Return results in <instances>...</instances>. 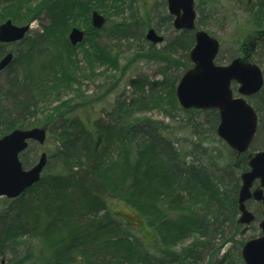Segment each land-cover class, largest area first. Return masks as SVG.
<instances>
[{
	"label": "trees",
	"instance_id": "16d2710c",
	"mask_svg": "<svg viewBox=\"0 0 264 264\" xmlns=\"http://www.w3.org/2000/svg\"><path fill=\"white\" fill-rule=\"evenodd\" d=\"M218 1L199 0L197 8L205 7L214 17L216 11L207 4ZM127 4L128 0H0V22L10 18L29 23L42 15L48 22L41 33L19 42L24 47L0 71L5 74L0 84V137L16 128L38 126L46 128V140L53 137L56 142L53 152L45 149L48 161L40 181L16 198L0 199V255L8 253L7 264H244L243 240L219 252L242 229L237 194L248 155L264 150V85L247 98L258 115L257 131L249 150L237 154L215 134L216 109H183L178 104L175 86L191 66L194 43L193 32L181 30L162 49L149 43L135 52L138 58L155 57L164 63L160 79L129 78L137 97L128 102L119 97L105 116H94V103L118 85L125 68L110 44L97 39L105 34L113 40L145 41L153 24L148 7L144 14L137 6L131 8L129 21L107 25L106 17L101 29L92 27L90 13L124 10ZM241 9L247 20L239 30L248 39L264 29V0H246ZM162 19L172 25L168 13ZM196 22L205 26L200 16ZM79 24L85 27L79 44L82 59L67 37ZM262 52L264 44L253 51L257 64ZM98 66L102 69L96 74L106 87L96 97L88 96L82 80H92ZM64 92L71 95L62 99ZM152 109L173 121L180 117L188 140L180 139L173 123L136 116ZM31 144L20 155L24 168L38 157L24 159ZM54 157L61 173L47 175ZM118 201L132 207L150 228L149 238L117 212ZM246 204L257 206L253 226L263 216L262 205L252 199ZM194 234L196 240L188 248L175 249Z\"/></svg>",
	"mask_w": 264,
	"mask_h": 264
},
{
	"label": "water",
	"instance_id": "95a60500",
	"mask_svg": "<svg viewBox=\"0 0 264 264\" xmlns=\"http://www.w3.org/2000/svg\"><path fill=\"white\" fill-rule=\"evenodd\" d=\"M167 11L173 16L175 30H193L194 44L189 51L191 66L181 75L176 86L175 96L183 109H216L219 121L216 134L237 154L245 153L255 137L258 115L247 97L257 94L263 87L264 78L259 65L253 58L236 57L227 65L216 64L219 52L218 40L203 29L195 28V0H166ZM91 25L101 29L105 17L97 10L90 13ZM30 30V23L16 25L11 19L0 23V43L23 40ZM85 32L72 27L68 40L72 46L83 42ZM145 38L152 44L163 40L154 28L150 27ZM13 59L12 52L0 58V70L6 68ZM237 84V95L231 84ZM45 127L16 128L0 137V198H16L32 187L41 178L47 162L43 151L35 164L24 168L20 155L30 142L43 145L46 141ZM253 199L262 205L263 216L258 222L261 234L248 239L241 247L244 264H264V150L248 155V169L240 174L237 194L238 223L249 226L254 221L253 212L246 202ZM3 263V261H2Z\"/></svg>",
	"mask_w": 264,
	"mask_h": 264
},
{
	"label": "rangeland",
	"instance_id": "374dc122",
	"mask_svg": "<svg viewBox=\"0 0 264 264\" xmlns=\"http://www.w3.org/2000/svg\"><path fill=\"white\" fill-rule=\"evenodd\" d=\"M199 0H195V4L197 5V2ZM206 1V0H205ZM246 0H242L241 2L238 0H220L218 1L215 6H212L211 4H207L210 7H213L212 10L216 11L215 16L213 17L211 13L206 11L205 7H202L201 9H198V11L202 10L201 13H197L198 16L203 18L205 28L208 32H210L213 36L218 38L222 42L221 51L219 53V56L217 57L220 62L219 64H224L228 57L236 52L237 47V39L242 35L241 31L239 30V24L245 23L247 18L242 11L241 7H243ZM127 8L123 5V9H108L106 12L107 14H104L102 11H99L105 18H109L107 25L113 24L115 22L120 21H129L130 20V10L131 8H134L137 6L139 13L142 14L144 12L145 7H148V10L150 11V17L152 26L156 29V32L163 36V41L159 42L157 44H154L157 49H162L164 45L170 41L178 32L173 28V26H167V24H164L162 17L164 13L167 12L166 8V0H128ZM121 8V7H120ZM209 10V8H207ZM144 14V13H143ZM91 22V21H90ZM15 23V22H14ZM47 19L44 17V15L41 16L40 19H36L34 21L30 22V31L28 33V36L26 38H30L33 34L41 33L42 32V24H47ZM17 25H23L25 22H16ZM79 29H82L85 31V27L82 24H79L77 26ZM145 33V30L144 32ZM25 38V39H26ZM24 39V40H25ZM99 43L104 42L106 44H110L109 47L112 48L113 53L118 54V60L120 65L123 67L125 66L124 70H122V76L121 80L118 83L117 86H113L110 88V91L105 94V96L98 100V102H95V109L96 112L94 113V116L101 113V115L105 116L106 112L109 108H111L115 101L120 97V100L125 99L127 102L131 100L132 98H136L137 95L132 87L129 86L128 80L129 78H144L151 80L160 79L162 77V74L160 73L162 70V67L164 65L163 62H161L157 58H138L135 54L137 49L143 47L148 48L149 41H135L133 39L125 41V40H113V38H109L108 35H102L101 38L97 39ZM102 44V43H101ZM2 50L4 53L1 55V57L7 53L12 52L14 55L17 52L18 48L24 47V42L22 43H2L0 44ZM79 51V58L82 59V54L80 53V46L77 44L74 46ZM0 57V58H1ZM259 62L258 63L262 69V72H264V53L262 52L260 56L258 57ZM84 63V62H82ZM102 69V67L98 66L95 70V77L92 80H88L84 78L82 80V88L86 95L88 96H94L96 97L99 93H102L100 88H103L102 86V77L101 75H97L96 73H100L99 71ZM181 72V71H180ZM119 74V73H118ZM181 74V73H180ZM4 73H0V84L4 80ZM119 76V75H117ZM113 81V78L111 79ZM108 81H104V85H108ZM101 85V87H100ZM106 87V86H105ZM104 87V88H105ZM147 87V86H146ZM96 94V95H95ZM71 93L64 92L61 95V98H68ZM146 115L150 116L154 119H158L161 121H164L166 123H173L175 125L174 127L179 132V137L183 141L188 140L186 137L189 136L188 132L184 130L182 126L179 124L181 123L180 117L177 116L176 121H173L172 118L166 116L163 112L158 111L157 109L152 110H145V111H138L136 112V116ZM179 116L180 115L179 112ZM197 116V115H196ZM195 116V117H196ZM40 117V113H37L36 118ZM183 117H188L187 115H184ZM197 119L203 118L202 115H199L196 117ZM216 134V133H215ZM217 136V134H216ZM216 138V137H215ZM214 145L216 142L213 143ZM56 147V142L53 139V137H48L46 142L40 146L37 143L32 142L31 148L26 152V154L23 156L24 159L27 162H30L34 158H36L39 153L42 150L49 149L50 151H54ZM260 150V149H258ZM257 151V150H255ZM61 164L58 161L56 157L51 158L50 161V168L47 171V175L51 173L60 174L61 173ZM46 175V176H47ZM256 205H249L248 208L252 211H256ZM0 209H1V203H0ZM116 209L117 212L122 215L127 221H130L134 224V226L141 228V231H143L146 238H149L151 235V230L148 228L145 223L140 219V217L136 214L134 209L130 207L128 204L118 201L116 203ZM135 219L137 221H135ZM137 234V233H136ZM261 234L260 228L258 227V223L253 224V226L250 224L249 226H242V229L240 233H237L234 235V242H227L223 248H221L219 254L225 252L228 250L232 245L235 243L236 240H243L247 241L248 239H251L252 235L254 237H257ZM196 234L193 236H190L186 238L181 243L177 244L175 246V249L178 251L183 250L184 248H188L193 241L196 240ZM219 242V239L218 241ZM8 253L5 252L3 255H0V264L3 261V264L8 263Z\"/></svg>",
	"mask_w": 264,
	"mask_h": 264
},
{
	"label": "flooded vegetation",
	"instance_id": "af4514ba",
	"mask_svg": "<svg viewBox=\"0 0 264 264\" xmlns=\"http://www.w3.org/2000/svg\"><path fill=\"white\" fill-rule=\"evenodd\" d=\"M198 6H196V4H195V2H194V9H195V12H196V18H195V28L196 29H203V30H205V31H207L205 28H203L204 26H198L196 23V21H197V18L199 17L198 16V14L197 13H200L199 11H198V8H197ZM166 8H167V2H166ZM203 19V18H202ZM182 30H185V29H182ZM176 31H181V30H176ZM188 31H192L193 32V34H194V31L193 30H188ZM208 32V31H207ZM211 36H213L210 32H208ZM163 37V36H162ZM213 37H215V36H213ZM216 38V37H215ZM246 37H242V35L237 39V47H236V52L235 53H233V54H231L229 57H228V59H227V61L224 63V64H219V62H218V56H219V53H220V51H221V47H222V42L218 39V38H216L217 40H218V42H219V52H218V54H217V56H216V58H215V62L217 63V64H219V65H227V64H229L234 58H236V57H244V58H246V59H249V58H253V51H254V49H255V47L258 45H263L264 44V29L262 30H260V32H256V35H254V36H249V38L246 40L245 39ZM163 41V40H162ZM194 44V43H193ZM193 46V45H192ZM190 59V58H189ZM259 65V64H258ZM259 67H260V65H259ZM261 68V67H260ZM262 70V69H261ZM263 73V72H262ZM264 77V76H263ZM232 85V89H233V86L234 87H236L235 88V91H234V89H233V91H234V93H237V84L236 83H232L231 84ZM260 92V91H259ZM42 152V151H41ZM40 152V153H41ZM40 153H39V155H40ZM38 155V156H39ZM38 160V157L36 158V160L34 161V163L36 162ZM47 161H48V155H47ZM47 164V163H46ZM45 169V168H44ZM44 171V170H43ZM43 171H42V173H41V175L43 174Z\"/></svg>",
	"mask_w": 264,
	"mask_h": 264
}]
</instances>
